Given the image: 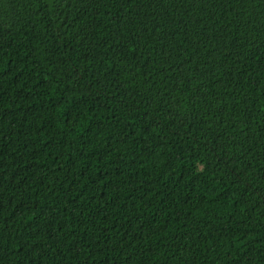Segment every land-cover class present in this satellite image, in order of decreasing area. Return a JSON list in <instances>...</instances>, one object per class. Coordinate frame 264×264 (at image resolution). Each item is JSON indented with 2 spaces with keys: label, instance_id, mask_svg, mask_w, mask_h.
<instances>
[{
  "label": "trees",
  "instance_id": "trees-1",
  "mask_svg": "<svg viewBox=\"0 0 264 264\" xmlns=\"http://www.w3.org/2000/svg\"><path fill=\"white\" fill-rule=\"evenodd\" d=\"M0 264H264V0H0Z\"/></svg>",
  "mask_w": 264,
  "mask_h": 264
}]
</instances>
